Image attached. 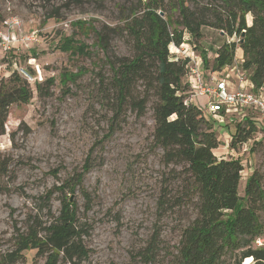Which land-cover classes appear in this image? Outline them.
Listing matches in <instances>:
<instances>
[{
  "label": "rangeland",
  "instance_id": "374dc122",
  "mask_svg": "<svg viewBox=\"0 0 264 264\" xmlns=\"http://www.w3.org/2000/svg\"><path fill=\"white\" fill-rule=\"evenodd\" d=\"M172 1H163L167 10ZM135 3L137 0H0V30L4 31V19L16 17L21 35L35 32L36 36L33 46L19 51L17 58L35 79L27 81L32 97L27 104L9 106L4 133L0 134V164L5 166L0 170V259L14 249L16 229L26 228L34 216L47 225L58 215L62 198L68 197L75 204L77 223H84L88 229L83 240L89 254L79 264L175 262L181 230L196 216V197L184 183L187 176L179 165L161 163L162 150L152 142L151 111L137 116L127 110L114 119L110 109L112 91L107 93L105 80L100 81L102 73L109 77L111 71L103 66L104 53L94 31L105 35L107 54L112 59L131 56L132 39L122 31L120 11ZM187 4L192 7L193 1ZM53 13L58 18L45 21ZM170 14L178 17L177 10ZM245 18L249 25L251 15ZM201 33L195 45L184 32V44L168 46L170 59L187 57L191 64H197V56L204 51L212 70L218 47L238 41L237 36L228 37L208 26L201 27ZM65 36L83 42L88 54L62 51L59 41ZM241 57V49L236 47L233 64L213 70L215 78L224 80L228 89L229 82L238 81ZM0 64L4 66L0 68V79H6L14 64L7 59H0ZM65 70L76 78L63 86L60 75ZM249 73L245 72L246 80ZM47 79H53L52 84L48 85ZM184 81L185 75L181 78ZM34 82L41 83V92ZM200 100L206 116L213 119L204 108L206 99ZM243 111L250 117L255 114L236 108L234 113L227 110L223 126L213 120L220 142L215 155L237 158L243 165L237 188L240 197H244L245 183L253 172L264 190V130L257 129L244 146H229V137ZM86 161L88 170L70 192L74 184L71 176L82 171ZM66 181L63 191L53 190L45 199L47 190ZM159 201L165 205L159 207ZM239 203L247 205L244 199ZM258 215L264 225V210ZM153 233L159 235L158 251L147 261L143 249ZM236 254L225 253L222 264H234ZM250 261L246 258L243 264H253ZM43 263L44 257L36 256L35 249L23 251L12 263L0 260V264Z\"/></svg>",
  "mask_w": 264,
  "mask_h": 264
},
{
  "label": "trees",
  "instance_id": "16d2710c",
  "mask_svg": "<svg viewBox=\"0 0 264 264\" xmlns=\"http://www.w3.org/2000/svg\"><path fill=\"white\" fill-rule=\"evenodd\" d=\"M164 0H137V3L121 9L122 31L132 39L131 56L112 59L107 54V39L100 31H94L97 44L104 53L103 66L107 65L111 75L102 73L107 90L112 91L111 111L113 118L125 111L143 116L151 111L153 120L152 142L162 150L164 166L179 165L187 178L184 183L196 197V216L180 233L176 260L173 264H222L227 252H235L234 264H243L251 258L253 264H264V225L259 210H264V190L256 172L251 173L244 187V197L238 195V183L243 170L239 159L218 157L214 149L219 140L214 131L215 123L204 110L192 102H185L186 85L181 78L186 75L189 59H170L168 46L184 43V32H188L196 45L201 38V27L218 29L228 37L237 36L238 41L224 42L215 52L213 69L232 65L235 49L242 52L240 69L248 75L253 89L264 88V0H174L169 10ZM177 10L173 18L171 11ZM162 12L163 15L160 14ZM252 17L246 24V15ZM58 18L56 14L45 17ZM1 21V18H0ZM80 26V25H79ZM62 51L88 54L86 45L72 37L59 41ZM202 60L207 61L201 51ZM14 58V56H13ZM80 71V70H79ZM76 75L62 71L61 85L74 81ZM50 85L53 79H47ZM183 84V85H182ZM35 89L42 91L40 82ZM32 97L31 85L16 71L6 79H0V134L11 104H27ZM254 119L249 117L237 122L229 137V146L246 142L257 130ZM110 133L106 134L107 136ZM5 168L0 164V170ZM88 162L82 171L71 176L74 185L80 183ZM67 181L44 194L49 199L53 190L63 191ZM247 202L239 203L240 200ZM179 201V200H178ZM163 203V204H162ZM165 202L159 201V207ZM228 212V213H226ZM24 229H16L14 249L1 256V261L15 262L25 250H36L43 256V264H79L89 254L83 238L88 235L84 223H77L75 204L63 197L58 215L47 225H42L34 216ZM43 231V233H42ZM158 233H153L143 249V257L150 261L157 253ZM250 261V262H251Z\"/></svg>",
  "mask_w": 264,
  "mask_h": 264
},
{
  "label": "built area",
  "instance_id": "2783aa9c",
  "mask_svg": "<svg viewBox=\"0 0 264 264\" xmlns=\"http://www.w3.org/2000/svg\"><path fill=\"white\" fill-rule=\"evenodd\" d=\"M4 27V31L0 30V51L2 55H7L16 46L19 48H31L36 40L35 32L26 33L21 35V23L16 17H10L4 19L1 22ZM16 31L19 34H16ZM190 61L187 64L186 75L189 77L190 94L186 96L185 102H191V97H205V109L207 110L210 117H213L215 122H220V125H224L225 120L223 117L227 110L236 111V108L247 109L249 111L255 112L254 116L250 117L244 114V111L239 115V121L244 120L249 117L254 119L257 124V129L264 130V88L260 87L258 89H253L250 84L251 89L246 90L243 88V84L246 82L245 72L241 73L238 67L234 69L238 70V88L230 91L224 80H215L214 84H209L204 80L201 70L195 61ZM13 71H16L21 77H23L28 82L34 81L32 74L18 64L17 57L12 59ZM4 68L3 64H0V68ZM197 105V104H196ZM200 107V106H199ZM203 109V106L201 107ZM234 113V112H232ZM232 113L230 117L232 118ZM250 113V112H249ZM236 116V115H235ZM223 120V121H222ZM246 142L241 143L245 145ZM258 242H263V239H258Z\"/></svg>",
  "mask_w": 264,
  "mask_h": 264
},
{
  "label": "crops",
  "instance_id": "0c3cea01",
  "mask_svg": "<svg viewBox=\"0 0 264 264\" xmlns=\"http://www.w3.org/2000/svg\"><path fill=\"white\" fill-rule=\"evenodd\" d=\"M184 44V43H183ZM23 49H25V48H19L18 46H16L11 52H9L7 55H5L4 54V56L2 55V52L0 51V59H2V60H10L11 62H12V59H14L13 58V56L14 57H17L18 58V56H19V51L21 52ZM190 53L192 54V51H190ZM241 54H242V52H241ZM207 58H208V56H207ZM209 59V58H208ZM196 61H197V65H198V67H199V69L201 70V72H202V75H203V77H204V80L206 81V82H208L209 84H214V81L215 80H217L216 78H215V76H214V71L213 70H211V68L208 66L209 65V60H207L205 63L203 62V60H202V55L201 56H197V58H196ZM205 66L206 68L204 69L203 68V66ZM209 72L211 73L210 75H211V77H209ZM213 74V75H212ZM219 80V79H218ZM233 83V84H232ZM232 83H230L229 82V86H230V91H233V90H235V89H237L238 88V81L236 82V81H234V82H232ZM184 85H186V88H185V91H184V93L188 96L189 94H190V85H189V77L187 76V75H185V81H184V83H183ZM232 85V86H231ZM227 86H228V84H227ZM243 86V88H245L246 90H250L251 89V87H250V81H249V78L246 80V82L242 85ZM202 97H191V102L192 103H194V104H197L198 106H200V107H202V105L200 104V99H201ZM205 98V97H204ZM202 102V101H201Z\"/></svg>",
  "mask_w": 264,
  "mask_h": 264
},
{
  "label": "water",
  "instance_id": "95a60500",
  "mask_svg": "<svg viewBox=\"0 0 264 264\" xmlns=\"http://www.w3.org/2000/svg\"><path fill=\"white\" fill-rule=\"evenodd\" d=\"M160 14H162V12H160Z\"/></svg>",
  "mask_w": 264,
  "mask_h": 264
}]
</instances>
